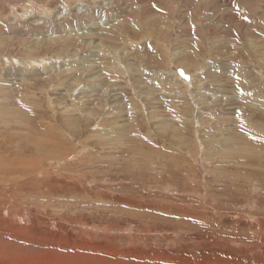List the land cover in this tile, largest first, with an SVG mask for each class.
Instances as JSON below:
<instances>
[{
    "label": "rangeland",
    "instance_id": "rangeland-1",
    "mask_svg": "<svg viewBox=\"0 0 264 264\" xmlns=\"http://www.w3.org/2000/svg\"><path fill=\"white\" fill-rule=\"evenodd\" d=\"M0 264H264V0H0Z\"/></svg>",
    "mask_w": 264,
    "mask_h": 264
}]
</instances>
